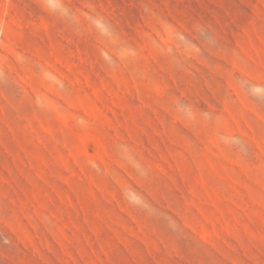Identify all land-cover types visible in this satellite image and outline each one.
Here are the masks:
<instances>
[{"label": "rangeland", "instance_id": "374dc122", "mask_svg": "<svg viewBox=\"0 0 264 264\" xmlns=\"http://www.w3.org/2000/svg\"><path fill=\"white\" fill-rule=\"evenodd\" d=\"M0 264H264V0H0Z\"/></svg>", "mask_w": 264, "mask_h": 264}]
</instances>
